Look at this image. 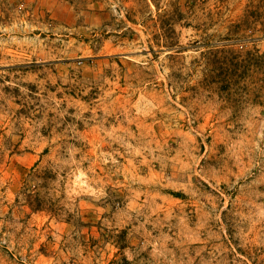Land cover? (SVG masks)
Returning <instances> with one entry per match:
<instances>
[{"label": "rangeland", "instance_id": "1", "mask_svg": "<svg viewBox=\"0 0 264 264\" xmlns=\"http://www.w3.org/2000/svg\"><path fill=\"white\" fill-rule=\"evenodd\" d=\"M0 264H264V0H0Z\"/></svg>", "mask_w": 264, "mask_h": 264}]
</instances>
